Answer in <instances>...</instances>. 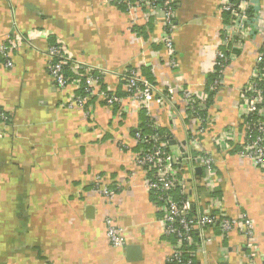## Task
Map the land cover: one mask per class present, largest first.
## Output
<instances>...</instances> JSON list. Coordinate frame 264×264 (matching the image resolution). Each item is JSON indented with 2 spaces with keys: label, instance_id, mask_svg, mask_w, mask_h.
I'll return each instance as SVG.
<instances>
[{
  "label": "crops",
  "instance_id": "1",
  "mask_svg": "<svg viewBox=\"0 0 264 264\" xmlns=\"http://www.w3.org/2000/svg\"><path fill=\"white\" fill-rule=\"evenodd\" d=\"M173 1L175 69L159 42L158 12L143 18L150 13L143 10L131 28L124 9L105 0H0V44L15 43L10 69L0 56V108L7 118L0 124V264L166 263L171 240L161 234L158 204L144 188L147 174L134 162L140 145L133 135L147 121L141 112L118 118L100 98L91 101L89 117L67 108L74 91L55 86L45 53L57 42L78 62L110 73L136 70L160 87L182 85L202 97L224 23L220 0ZM38 31L51 36L16 41L17 34ZM257 47L245 41L228 64L210 100L206 133L197 137L214 161V193L201 183L193 188L202 171L194 179L185 174L184 188L189 199L197 194L200 213L209 198L228 217L245 213L254 227L255 263L264 264V172L237 154L239 92ZM104 82L122 98L113 76ZM150 111L172 140L186 139L178 111L154 103ZM224 131L231 135L226 149L214 143ZM97 178L115 190L114 199L95 193ZM173 195L178 199L179 190ZM106 218L122 229V247L108 243ZM205 235L212 241L203 248L194 236V264H248L238 230L223 235L216 226Z\"/></svg>",
  "mask_w": 264,
  "mask_h": 264
},
{
  "label": "built area",
  "instance_id": "2",
  "mask_svg": "<svg viewBox=\"0 0 264 264\" xmlns=\"http://www.w3.org/2000/svg\"><path fill=\"white\" fill-rule=\"evenodd\" d=\"M105 2L123 8L130 17L131 28L136 25L143 10L150 12L142 15L143 18L160 13L159 24L162 34L159 42L163 45L170 68H176L177 61L171 38L174 31L173 0H105ZM219 13L225 15L227 20L222 25L218 47L214 53L213 74H217V79L209 91L219 88L228 64L235 58V51L239 52L245 41H257L254 64L248 80L239 92L237 103V116L241 126L237 154L264 172V0H220ZM34 35L43 38L51 36L48 32H27L17 34L16 41H27ZM14 44L8 41L0 44V56L5 60L3 66L6 69L12 67L9 56L15 47ZM45 54L48 59V72L55 86L61 90L71 87L74 91L65 102L67 108H76L84 117H89L91 101L93 98H100L107 108L117 109L118 118L128 113L142 112L148 120L146 127L152 133L144 136L136 131L133 135L137 145H140L134 162L147 174L144 188L158 204L161 234L171 240L170 253L165 264H194L197 241L202 248L208 245L212 240L206 237L205 231L216 226L223 235L234 229L238 230L245 239L248 264H256L258 248L255 245L254 227L245 213L228 217L215 206L212 198H209L210 205L207 206V210L200 213L197 208L195 210L198 203L197 194H194V199L186 197L184 184L188 178L185 174L191 175V179H194L197 168L201 169L202 178L201 182L196 179L193 188L201 183L210 194H213L217 183L213 158L203 151L197 138L206 133L210 122L208 91L202 97H197L190 88L182 85L160 87L132 69L119 74L110 73L100 67L73 60L67 50L57 42L49 45ZM64 69H69L74 77H66ZM106 76H113L121 85L122 98L105 84ZM153 103L158 107L166 105L178 111L186 126L184 141L176 143L167 133L160 132L162 128L159 122L152 119L150 114ZM202 113H205V118H201ZM6 120L0 108V124H5ZM230 137V132L224 131L214 138V143L226 149L227 146L224 145ZM172 142L175 144L171 145ZM99 182L100 179L97 178L94 185L95 193L107 200L114 199L115 190ZM176 190H179L178 199L173 195ZM104 223L108 243L114 248L122 247L124 244L122 229L110 218H106ZM195 235L198 237L197 241Z\"/></svg>",
  "mask_w": 264,
  "mask_h": 264
},
{
  "label": "trees",
  "instance_id": "3",
  "mask_svg": "<svg viewBox=\"0 0 264 264\" xmlns=\"http://www.w3.org/2000/svg\"><path fill=\"white\" fill-rule=\"evenodd\" d=\"M158 1V0H157ZM222 17H223V19H224V22H226V20H227V17L225 16V15H222ZM51 40V39H50ZM238 54V51H235V55H237ZM64 72H65V75H66V77H74V75L69 71V69H64ZM217 79V74H210L209 76H208V78H207V84H206V90L208 91V102H209V104H208V106H210V100H214V97H215V90L214 91H209L210 89L209 88H211L212 87V84H213V82L215 81ZM218 89V88H217ZM216 89V90H217ZM264 90V89H263ZM1 112H3L2 111V109H1ZM4 113V112H3ZM142 113V112H141ZM5 115V114H4ZM6 116V115H5ZM141 116H142V118L144 119V121H148L145 117H144V115H143V113L141 114ZM200 116H201V118H205L206 117V115H205V113H202V114H200ZM6 124H7V121L5 122ZM143 129V130H142ZM142 129L140 128V130H139V132L142 134V135H148V134H151L152 132H151V130L148 128V127H146L145 125H143V127H142ZM160 132L162 133V134H164L165 133V131L164 130H160Z\"/></svg>",
  "mask_w": 264,
  "mask_h": 264
},
{
  "label": "water",
  "instance_id": "4",
  "mask_svg": "<svg viewBox=\"0 0 264 264\" xmlns=\"http://www.w3.org/2000/svg\"><path fill=\"white\" fill-rule=\"evenodd\" d=\"M174 144H175L174 142L171 143V145H174ZM180 150L182 151V149H180ZM195 172H196L197 175H200V173H201V169H200V168H197V169L195 170Z\"/></svg>",
  "mask_w": 264,
  "mask_h": 264
}]
</instances>
